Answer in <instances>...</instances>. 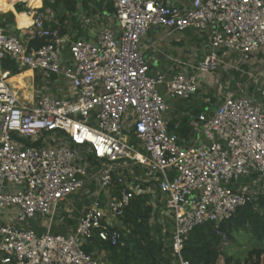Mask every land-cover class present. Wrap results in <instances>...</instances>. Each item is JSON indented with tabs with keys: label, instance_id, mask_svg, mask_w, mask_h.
<instances>
[{
	"label": "built area",
	"instance_id": "2783aa9c",
	"mask_svg": "<svg viewBox=\"0 0 264 264\" xmlns=\"http://www.w3.org/2000/svg\"><path fill=\"white\" fill-rule=\"evenodd\" d=\"M106 2L121 31L103 29L93 42H68L51 27L53 16L26 0L15 3L30 18L23 37L0 24V67L8 58L65 85L54 93L32 87L25 98L0 71V211L18 210L14 222L0 224V264H99L85 245L94 238L117 245L133 195L157 193L170 211V231L161 214L157 220L169 264H190L182 250L194 228L211 224L217 232L248 200L264 197V104L227 95L211 115H197L203 143L195 147L182 146L164 119L166 99L190 100L218 70L240 71L264 54V0ZM151 28L207 36L193 72L150 71L140 44ZM36 40L43 44L33 47ZM89 183L105 200L93 201L71 234L50 232L58 206ZM47 216L42 234L22 226Z\"/></svg>",
	"mask_w": 264,
	"mask_h": 264
},
{
	"label": "crops",
	"instance_id": "0c3cea01",
	"mask_svg": "<svg viewBox=\"0 0 264 264\" xmlns=\"http://www.w3.org/2000/svg\"><path fill=\"white\" fill-rule=\"evenodd\" d=\"M188 1L167 0L168 3L175 6H180ZM45 2L49 3L45 7L46 9L44 8ZM72 3L74 11H69L66 6ZM31 4L37 7L40 13L53 16L51 27L58 29L68 42L78 40L93 42L103 29L110 30L115 36H118L121 31L115 19L113 8L106 0H32ZM19 6V4L12 6L14 13L4 14L0 12V24L7 27L16 36L23 37V30L28 26V22L23 15L25 14L24 10H18ZM27 17L29 18V16ZM207 44L206 35L192 30L167 37L165 30L151 28L141 41L140 50L150 71L153 74H164L168 78L182 70L183 66H187L188 71L193 72V68L203 59L207 51ZM254 61L247 67L248 69L253 70L258 66L264 68V54L257 55ZM178 62L184 63V65ZM262 70V75H264V69ZM0 71L9 72V82L12 77L24 75L29 88L50 87L51 92L54 93L58 85H64L63 81L57 77L46 78L38 71L27 69L22 71V69L14 66L8 58L1 63ZM37 75H41V77L39 78ZM40 81L41 86H39ZM161 91L163 92L162 88ZM219 101L220 99L214 98L213 94L204 91L202 83L190 100L166 99L168 108L164 114V119L167 123L168 132L176 134L180 144L184 147L199 145L201 138L196 128V117L201 113L211 115L219 105L217 103ZM261 103L264 104V101ZM21 141L26 143L24 139ZM133 171L136 177H142L139 168L134 167ZM104 196V192L95 183H89L86 188L73 194L58 206L51 223L48 216L36 217L22 223V226L42 234L47 231L50 223V232L61 235L71 234L83 211L97 199L104 201ZM17 215V208L0 211V224L14 222ZM85 250L93 255L99 264H108L105 251H100L88 244L85 245Z\"/></svg>",
	"mask_w": 264,
	"mask_h": 264
},
{
	"label": "trees",
	"instance_id": "16d2710c",
	"mask_svg": "<svg viewBox=\"0 0 264 264\" xmlns=\"http://www.w3.org/2000/svg\"><path fill=\"white\" fill-rule=\"evenodd\" d=\"M18 1L20 0H0V12L14 13L12 6ZM26 1L30 4L32 2ZM48 5L45 2L44 8ZM66 7L69 11H74L73 3ZM18 10L22 11L21 6ZM23 15L29 25L30 19ZM42 44L43 41L36 40L31 45L39 47ZM159 209L157 197L134 194L119 219L122 236L118 244L112 246L94 238L91 245L106 252L108 264H169L168 249L161 226L157 222ZM217 232L211 224L194 228L183 246V259L190 264H216L220 257L218 245L222 238L234 239L235 233L249 237L257 248L264 250V197L257 196L248 200L246 205L237 209L231 219L218 227Z\"/></svg>",
	"mask_w": 264,
	"mask_h": 264
},
{
	"label": "rangeland",
	"instance_id": "374dc122",
	"mask_svg": "<svg viewBox=\"0 0 264 264\" xmlns=\"http://www.w3.org/2000/svg\"><path fill=\"white\" fill-rule=\"evenodd\" d=\"M46 9V8H45ZM10 31V30H9ZM12 32V31H10ZM247 67H242L240 71L237 70H218L215 74H212L210 79L206 78L204 80L203 88L208 94H213L214 98L220 99L219 103L225 99V97L232 92H236L241 95H248L256 103H261L264 101V75L262 72L264 68L258 66L253 70ZM26 70V69H22ZM14 74V73H12ZM38 76V75H37ZM39 78L41 75L38 76ZM27 83V82H26ZM41 86V81L39 83ZM161 86H157V90L160 94ZM198 134H200L198 132ZM201 138V143H203V138ZM159 194L157 193V198ZM161 219H163L165 229L170 231L169 215L170 211L165 210L164 206L160 207ZM170 234H168V237ZM220 251V257L216 264H264V250L257 248V245L250 240L249 237L235 233L234 239L228 240L227 238H222V242L218 245Z\"/></svg>",
	"mask_w": 264,
	"mask_h": 264
},
{
	"label": "bare ground",
	"instance_id": "6f19581e",
	"mask_svg": "<svg viewBox=\"0 0 264 264\" xmlns=\"http://www.w3.org/2000/svg\"><path fill=\"white\" fill-rule=\"evenodd\" d=\"M28 2V1H27ZM29 7H34L32 4L28 2ZM10 83H12L14 89H20L25 94V98H27L26 95H29V85L26 83V77L23 75L21 77H12L10 79Z\"/></svg>",
	"mask_w": 264,
	"mask_h": 264
},
{
	"label": "water",
	"instance_id": "95a60500",
	"mask_svg": "<svg viewBox=\"0 0 264 264\" xmlns=\"http://www.w3.org/2000/svg\"><path fill=\"white\" fill-rule=\"evenodd\" d=\"M24 140H26V139L24 138Z\"/></svg>",
	"mask_w": 264,
	"mask_h": 264
}]
</instances>
